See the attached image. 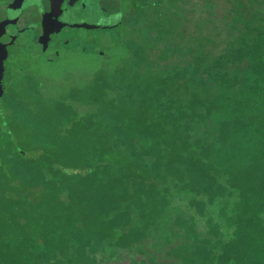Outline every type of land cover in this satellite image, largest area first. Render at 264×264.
Masks as SVG:
<instances>
[{"label":"trees","instance_id":"16d2710c","mask_svg":"<svg viewBox=\"0 0 264 264\" xmlns=\"http://www.w3.org/2000/svg\"><path fill=\"white\" fill-rule=\"evenodd\" d=\"M101 1L0 36V264H264V0Z\"/></svg>","mask_w":264,"mask_h":264},{"label":"flooded vegetation","instance_id":"af4514ba","mask_svg":"<svg viewBox=\"0 0 264 264\" xmlns=\"http://www.w3.org/2000/svg\"><path fill=\"white\" fill-rule=\"evenodd\" d=\"M60 1L52 4L50 0H0V36L26 37L40 45L38 48L45 47L49 39L62 34V23L81 17L68 11L66 0Z\"/></svg>","mask_w":264,"mask_h":264},{"label":"rangeland","instance_id":"374dc122","mask_svg":"<svg viewBox=\"0 0 264 264\" xmlns=\"http://www.w3.org/2000/svg\"><path fill=\"white\" fill-rule=\"evenodd\" d=\"M102 2V7L104 8V10H108V9H110L111 7H113V5L114 4H119V6H123V0H102L101 1ZM198 3V0H193V3ZM126 3V2H125ZM213 3L217 6V8H220V7H222L223 5H226V2H225V0H213ZM90 3L88 2V5H89ZM229 7V6H228ZM216 8V10L215 11H217L218 12V14H217V16H219L220 15V13H221V10L220 9H217ZM88 11V10H87ZM86 11V13L88 14V17L90 18V20L91 21H93L94 19H95V17H96V15H97V13L95 12L96 11V8L95 9H91L89 12H87ZM202 18H205L204 16H201ZM79 18H81V17H79ZM75 19H77V18H71V20H75ZM113 19H115V18H111L110 20H113ZM83 64V63H82ZM62 65H67V62H61L58 66H56V67H59V66H62ZM56 67H54V70H52V71H44V70H42L43 72H47V73H50V74H52V75H54V76H56L57 77V79H56V81L57 82H62V81H64V79L61 77V78H59L58 76L60 75L59 74V72L56 70ZM46 77L47 78H50V76L49 75H47V74H42L39 78H41V81H42V83H50V80H47L46 79ZM71 77H73V76H71ZM70 77V78H71ZM54 78V77H53ZM55 79V78H54ZM67 79H69V78H67ZM66 79V80H67Z\"/></svg>","mask_w":264,"mask_h":264},{"label":"water","instance_id":"95a60500","mask_svg":"<svg viewBox=\"0 0 264 264\" xmlns=\"http://www.w3.org/2000/svg\"><path fill=\"white\" fill-rule=\"evenodd\" d=\"M50 1H51L52 4H55V3H59L60 4L61 3L60 0H50ZM90 1L91 0H66L65 2H68V4H69L68 11L73 12L77 16L80 15V16L88 18V15L85 16L86 13H84V12H86L85 11L86 5H88V2H90ZM98 1L99 0H97V2ZM82 11H84V12H82ZM99 11H100V14H101L100 17H102V20H107V22H111L112 21V20H110L111 18H119L121 16V14H117V15L113 14L111 16H107V15L104 14V11L102 10V8ZM77 20L76 19L75 20L69 19L68 22L66 21V22L62 23V26H65V25L69 26L70 24L76 23ZM82 22H84V20L80 19V22H78V25H76V26H81ZM76 26H74V27H76Z\"/></svg>","mask_w":264,"mask_h":264}]
</instances>
